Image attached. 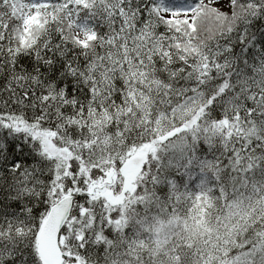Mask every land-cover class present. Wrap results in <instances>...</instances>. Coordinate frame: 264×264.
<instances>
[{
  "label": "snow or ice",
  "instance_id": "snow-or-ice-1",
  "mask_svg": "<svg viewBox=\"0 0 264 264\" xmlns=\"http://www.w3.org/2000/svg\"><path fill=\"white\" fill-rule=\"evenodd\" d=\"M0 264H264V0H0Z\"/></svg>",
  "mask_w": 264,
  "mask_h": 264
}]
</instances>
